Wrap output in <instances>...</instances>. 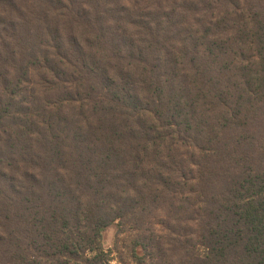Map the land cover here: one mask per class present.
<instances>
[{"label": "trees", "instance_id": "trees-1", "mask_svg": "<svg viewBox=\"0 0 264 264\" xmlns=\"http://www.w3.org/2000/svg\"><path fill=\"white\" fill-rule=\"evenodd\" d=\"M44 1L64 41L6 61L61 90L1 141L0 264L121 263L111 223L133 264H264V0Z\"/></svg>", "mask_w": 264, "mask_h": 264}, {"label": "rangeland", "instance_id": "rangeland-1", "mask_svg": "<svg viewBox=\"0 0 264 264\" xmlns=\"http://www.w3.org/2000/svg\"><path fill=\"white\" fill-rule=\"evenodd\" d=\"M71 1L72 2H70L68 6L73 12H76L78 7L83 5L82 0ZM132 1L133 0H130V2ZM256 1L257 0H254V3ZM250 2H253V0H250ZM55 3V1H53V3H48L42 0L41 3L36 5L35 0H0V24H3L0 26V42L3 43L0 44L2 46L0 47V82H5L6 87L18 88V91L14 93L13 97H8L5 92L2 94L0 93V111H4L1 113L2 116H0V202L3 200L2 195L6 193L5 190L1 189L4 183H8L7 181L15 182L16 180H25L22 173L23 170H12L16 164L11 162L7 165L10 160L5 157V149H3L1 145V141L6 139L5 134H11L16 131L15 126L12 127L14 120L11 119L18 120L23 118L24 113H26L24 108H28L27 110L29 111L36 109L34 113L36 120H38L43 113L46 116V111H40L41 108L43 106L48 107V102L52 101L53 95H55L56 92L59 94L61 90L60 86L50 83L46 84L43 81L42 72L34 71L23 74L22 70L16 69L15 65L9 66L6 59L11 57L14 59L19 58L17 52L20 45H22L26 51H29V48L32 47L39 48L41 55L45 51L52 52L57 50L55 42H57L59 38L64 41V36L68 29V27H66L68 18L62 15L60 10L55 11ZM148 3L149 0H142L143 6ZM14 5L16 6L14 7ZM110 6L121 9V7L118 8L120 6L118 2ZM119 14H123V10H121ZM115 16L117 15H114V17ZM9 23L11 25L8 27L7 24ZM37 23L40 24L39 31H34L32 36L23 38L21 33L24 26H29V30L32 32L31 26ZM32 52L36 53L33 50ZM31 105L34 106V109L31 108ZM14 158L18 159V156L16 155ZM4 178L6 179L5 182H3ZM160 219L159 221L155 218L149 220L152 224L163 222V226L168 225L170 227H175L178 223L174 219L172 221L164 220L162 217H160ZM127 227L128 226L122 227V231L117 235L118 226L116 223H111L105 226L100 234L99 243L101 247L104 250L109 249L113 251L112 256L119 258L118 260L121 262L118 264H133L128 255L127 245L133 231L131 228ZM151 228L158 230V232L162 234L167 232V230L162 229L163 227L159 224L157 227L153 226ZM114 250H116V252H114ZM136 252L139 254L140 250L136 249ZM0 263H3L1 258ZM110 264H113V262Z\"/></svg>", "mask_w": 264, "mask_h": 264}]
</instances>
